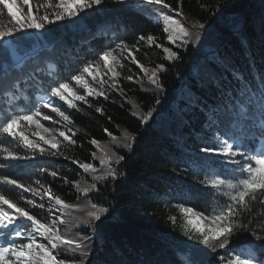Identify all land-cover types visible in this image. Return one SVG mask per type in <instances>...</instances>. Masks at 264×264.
Listing matches in <instances>:
<instances>
[{
    "label": "snow or ice",
    "instance_id": "obj_1",
    "mask_svg": "<svg viewBox=\"0 0 264 264\" xmlns=\"http://www.w3.org/2000/svg\"><path fill=\"white\" fill-rule=\"evenodd\" d=\"M112 2L129 4L130 0ZM106 3L107 0H0V161L12 162L0 163V169L19 167L17 162L38 157H63L90 177L89 180L81 176L72 182L62 178L78 193L77 200L88 198L81 207L67 203L53 192V182L59 176L55 170L38 169L53 177V181L47 182L39 177L33 179L30 173L13 176L0 172V264H70L67 253L80 257L71 264H88V242L92 237L82 234V226L95 231L109 214V207L89 196L101 193L100 185L118 179L125 155L115 149L130 151L135 137L125 134L121 139L105 128L115 149L93 138L89 143L96 151L91 157L99 166L81 162L65 154V149L77 145V131L69 127L74 123L69 110L83 112V105L92 108L94 100H108L111 92L127 102L120 83L122 70L127 67L125 61L143 74L128 75V81L141 85L146 81L157 91H163L159 73L167 69L164 64L146 67L140 63L136 53L141 50V42L162 49L164 58L172 62L179 59L173 47H186L192 41V29L204 28L198 22L191 26L183 23V0H177L176 8L166 0H134L131 6L141 12L147 11L142 6L152 7L155 21L163 25L162 31L171 46L158 43L151 35H141L135 44L107 48L67 75H60L52 63H48L45 73L38 66V52L26 50L31 33L50 31V25L65 21L80 24ZM225 70L231 75L232 87L224 89L225 103L202 106L205 120L198 135L202 140L200 153L205 155L196 153L192 157L194 170L203 174L198 182L211 189V211L197 210L196 204L186 206V202L173 207L183 220V234L194 245L202 246H193L191 254L198 258L195 264H264V74L254 71L248 79L239 68L227 63ZM156 103L159 104L158 99ZM132 107L138 105L132 103ZM95 111L104 114L102 106ZM155 111L151 108L142 115L133 114L147 125ZM43 122H49L48 126ZM73 211L85 215L74 216ZM177 219L176 215L169 216L173 225ZM74 228L82 231L72 234ZM210 252L217 256L212 258Z\"/></svg>",
    "mask_w": 264,
    "mask_h": 264
},
{
    "label": "trees",
    "instance_id": "obj_2",
    "mask_svg": "<svg viewBox=\"0 0 264 264\" xmlns=\"http://www.w3.org/2000/svg\"><path fill=\"white\" fill-rule=\"evenodd\" d=\"M166 2L177 7V0ZM132 4L134 0L129 4L107 0L100 10L91 12L80 24L65 21L50 25V31L33 32L26 50L38 52V66L45 73L48 63H52L60 75H67L107 48L122 43L135 44L141 35H151L158 43L171 46L162 31L163 25L155 21L156 12L152 7L142 6L147 11L141 12ZM182 11L183 23L191 26L198 22L204 28L192 29L194 35L186 47H173L179 59L169 62L162 49L154 45L148 47L143 41L140 52L136 53L146 67L165 65L167 70L159 73L163 91H157L146 81L143 85L128 81V75L143 74L125 61L127 67L122 70L120 83L127 102L118 93L111 92L108 100L102 97L94 100L92 108L83 105V112L70 111L74 123L69 127L77 131V145L65 149V154L81 162L99 166L91 157L96 151L89 143L93 138L115 149L105 128L121 139L125 134L135 137L130 151L115 149L125 155L118 179L100 185L102 192L89 196L94 202L109 207L104 223L95 231L85 226H82L83 231L72 229V234L82 231L83 235L92 237L88 242L91 248L88 264H195L198 259L191 254L192 249L202 246L194 245V241L183 234V220L173 205L186 202V206L196 204L197 210L208 208L211 211V189L198 182L203 174L196 172L192 164L193 155L200 153L202 145L198 135L205 120L202 106L226 102L223 92L232 84L225 63L239 68L248 79L254 71L264 74V0H183ZM41 75L47 79L43 73ZM132 103L138 107L133 108ZM97 106L103 107V115L95 111ZM151 108L156 111L147 125L133 114L142 115ZM0 163L12 165L9 161ZM17 163L19 167L10 166L0 172L13 176L30 173L33 179L39 177L47 182L53 181V177L41 174L38 169L55 170L59 176L53 182V192L69 204L85 206L88 198L77 200L78 193L71 183L62 182L63 177L69 182L80 180L81 176L90 180L70 161L46 156ZM84 215L85 212L79 216ZM170 215L178 217L175 225L169 220ZM209 255L215 258L217 253ZM67 256L70 264L80 258L72 253Z\"/></svg>",
    "mask_w": 264,
    "mask_h": 264
},
{
    "label": "rangeland",
    "instance_id": "obj_3",
    "mask_svg": "<svg viewBox=\"0 0 264 264\" xmlns=\"http://www.w3.org/2000/svg\"><path fill=\"white\" fill-rule=\"evenodd\" d=\"M69 111H71V110H69ZM53 115H54V114H53ZM56 118H59V117H56ZM43 123H45L46 126H48V124H49V122H43ZM81 207H82V206H81ZM74 213H76V216H79V215L83 214L84 212L76 211V212H74Z\"/></svg>",
    "mask_w": 264,
    "mask_h": 264
},
{
    "label": "bare ground",
    "instance_id": "obj_4",
    "mask_svg": "<svg viewBox=\"0 0 264 264\" xmlns=\"http://www.w3.org/2000/svg\"><path fill=\"white\" fill-rule=\"evenodd\" d=\"M14 11H15V9H14Z\"/></svg>",
    "mask_w": 264,
    "mask_h": 264
}]
</instances>
